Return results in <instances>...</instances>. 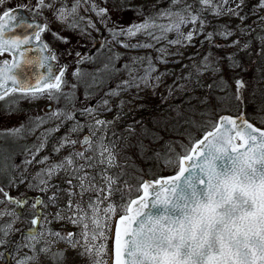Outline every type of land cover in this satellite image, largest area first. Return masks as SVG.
<instances>
[{
	"label": "snow or ice",
	"instance_id": "6c2138e0",
	"mask_svg": "<svg viewBox=\"0 0 264 264\" xmlns=\"http://www.w3.org/2000/svg\"><path fill=\"white\" fill-rule=\"evenodd\" d=\"M10 5L0 264H264V0Z\"/></svg>",
	"mask_w": 264,
	"mask_h": 264
},
{
	"label": "rangeland",
	"instance_id": "374dc122",
	"mask_svg": "<svg viewBox=\"0 0 264 264\" xmlns=\"http://www.w3.org/2000/svg\"><path fill=\"white\" fill-rule=\"evenodd\" d=\"M24 0H11V5H19L21 3H23ZM130 19L132 20H135V17H131ZM55 27V26H54ZM106 35V34H105ZM146 38L141 36L139 38L140 41H143L145 40ZM131 43H136L137 41L136 40H132L130 41ZM55 47H62L60 45H56ZM71 47L77 49V50H80L84 55H88L89 53H91L92 55H95L96 54V50L92 48L91 46V42L88 41V40H84L82 42H77L75 38H73V43L71 45ZM120 51H123L122 49ZM128 55H144L143 52H140V53H135V52H129ZM64 57H61V60L62 62L64 61ZM82 67L85 69V70H88V71H91L93 66L91 64H88V63H85L82 65ZM74 68V65L73 64H70L69 65V73L71 72V70ZM69 79H71V76L69 75ZM79 95L82 96L83 94V88H81L79 90ZM2 103V102H0ZM47 101H41L40 104L38 105H29L27 103H22L21 104V108L26 111V112H29L31 114H36L40 109L44 108L45 105H47ZM2 111V110H0ZM25 119V117L23 115H15V116H12V117H7V116H3L2 118H0V129H3L4 127H12V126H19V123L21 121H23ZM36 135H39V133H37ZM35 139V137H30L29 139H27L26 141H20L21 144H24V143H27V144H32L33 140ZM158 147H161L162 149V146L159 145ZM17 159H22V157H17ZM138 161H135L134 160V157H133V163L135 165L136 168L138 169H142V173H138V172H131L130 170V175H131V178H133V182H135V178H138L140 177L141 175L143 174H147L149 173L150 171L155 174V173H159L161 175H168L170 174V169L166 168L164 166V163L163 161H159V162H156V161H140V159L138 158L137 159ZM148 178H151L150 176ZM25 191V188L22 186L20 188V192H24ZM12 195H17V192L15 190L12 191L11 193ZM31 195V194H30ZM18 227L20 225H17ZM54 227H59V225H55Z\"/></svg>",
	"mask_w": 264,
	"mask_h": 264
},
{
	"label": "trees",
	"instance_id": "16d2710c",
	"mask_svg": "<svg viewBox=\"0 0 264 264\" xmlns=\"http://www.w3.org/2000/svg\"><path fill=\"white\" fill-rule=\"evenodd\" d=\"M161 70H163V68H161ZM169 82H170V81H169ZM161 146H162V142H161ZM137 159H138V157H135V156H134V160H135V161H138ZM140 161H142V159H140ZM143 161H144V160H143ZM13 196H16V195H13Z\"/></svg>",
	"mask_w": 264,
	"mask_h": 264
},
{
	"label": "flooded vegetation",
	"instance_id": "af4514ba",
	"mask_svg": "<svg viewBox=\"0 0 264 264\" xmlns=\"http://www.w3.org/2000/svg\"><path fill=\"white\" fill-rule=\"evenodd\" d=\"M16 5H12V7H15ZM25 15H26V13H24ZM55 225H53V227H54Z\"/></svg>",
	"mask_w": 264,
	"mask_h": 264
}]
</instances>
